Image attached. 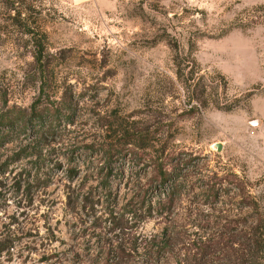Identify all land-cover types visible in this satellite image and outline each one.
<instances>
[{
	"label": "rangeland",
	"instance_id": "374dc122",
	"mask_svg": "<svg viewBox=\"0 0 264 264\" xmlns=\"http://www.w3.org/2000/svg\"><path fill=\"white\" fill-rule=\"evenodd\" d=\"M0 13V264H105L112 243L161 233L164 206L191 231L196 213H264V0H0ZM32 35L50 64L31 65Z\"/></svg>",
	"mask_w": 264,
	"mask_h": 264
},
{
	"label": "trees",
	"instance_id": "16d2710c",
	"mask_svg": "<svg viewBox=\"0 0 264 264\" xmlns=\"http://www.w3.org/2000/svg\"><path fill=\"white\" fill-rule=\"evenodd\" d=\"M8 10L11 12L10 9ZM9 19L14 22L26 21L24 18L22 20L19 11L15 16L9 15ZM28 26L26 23L25 27L28 28ZM28 32L31 33L29 29ZM33 36L35 35L31 37L33 42L31 65L46 66L50 64L53 56L45 47L46 37L37 39ZM53 71L49 72L48 79H55ZM34 73L33 76H36L37 71ZM191 94L195 97L196 86ZM196 98L200 100L198 95ZM217 107L221 110H228L221 104H218ZM192 109H196V107H192ZM37 116L39 117V115ZM136 142L141 144L137 137L119 143L114 150L113 158L123 154L124 147ZM166 176L165 173H161V181H165ZM171 208L164 206L158 212V215L168 223L161 233L150 239L142 240L140 243H138L139 237H134L131 246L128 243L114 244L117 241L112 243V250L109 251L110 257L105 264H264L263 212L259 213L257 209L254 215L245 214L226 222L213 221L212 217L202 219L204 215L196 213V217H200L202 221L195 225L197 231H191L187 220L192 215L180 213V211L174 212ZM116 220L117 218L111 217L109 232L119 231L123 235H128L126 230H130L131 227L122 226ZM221 220L224 221V219ZM2 245L0 244V246ZM7 249L0 247V254ZM138 249L143 251L142 256L133 257L130 252H137Z\"/></svg>",
	"mask_w": 264,
	"mask_h": 264
},
{
	"label": "crops",
	"instance_id": "0c3cea01",
	"mask_svg": "<svg viewBox=\"0 0 264 264\" xmlns=\"http://www.w3.org/2000/svg\"><path fill=\"white\" fill-rule=\"evenodd\" d=\"M76 2H83V1H86V0H75Z\"/></svg>",
	"mask_w": 264,
	"mask_h": 264
},
{
	"label": "water",
	"instance_id": "95a60500",
	"mask_svg": "<svg viewBox=\"0 0 264 264\" xmlns=\"http://www.w3.org/2000/svg\"><path fill=\"white\" fill-rule=\"evenodd\" d=\"M254 124H257V123H254ZM219 146H220V145H219ZM217 149H218V150H220V149H221V147H217Z\"/></svg>",
	"mask_w": 264,
	"mask_h": 264
}]
</instances>
